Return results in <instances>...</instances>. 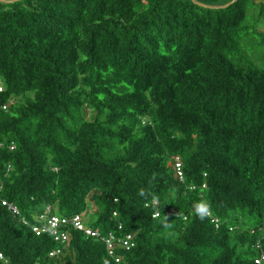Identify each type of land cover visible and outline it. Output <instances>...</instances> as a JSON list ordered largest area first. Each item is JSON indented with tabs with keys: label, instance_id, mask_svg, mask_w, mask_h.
I'll use <instances>...</instances> for the list:
<instances>
[{
	"label": "trees",
	"instance_id": "trees-1",
	"mask_svg": "<svg viewBox=\"0 0 264 264\" xmlns=\"http://www.w3.org/2000/svg\"><path fill=\"white\" fill-rule=\"evenodd\" d=\"M198 1L208 6L0 2L3 198L31 221L50 205L86 213L102 235L134 233L132 248L117 249L129 264H255L264 250V31L251 58L237 53L251 37L239 32L250 8L264 27V3ZM199 200L210 205L203 220L193 214ZM70 235L51 256L52 235L0 206V264H116L100 238Z\"/></svg>",
	"mask_w": 264,
	"mask_h": 264
},
{
	"label": "built area",
	"instance_id": "built-area-1",
	"mask_svg": "<svg viewBox=\"0 0 264 264\" xmlns=\"http://www.w3.org/2000/svg\"><path fill=\"white\" fill-rule=\"evenodd\" d=\"M5 89V82L2 74L0 73V92H3ZM12 101L2 105V110H8L9 104ZM3 144L0 142V146ZM10 149L15 147L14 143L10 146ZM8 164V169L10 168ZM173 167L175 169V174L179 177L180 180H183L184 172L182 169V161L179 156L173 158ZM205 186V185H204ZM194 189V186L191 187ZM2 185H0V206L5 207L11 214L19 218L20 222L30 228L37 235L42 233H48L52 235L54 240L58 243V247L50 252L51 256H56L62 250V246H65L70 241V229H76L85 232L89 236L100 238L106 245L108 254L114 259L116 264H129L124 260L122 254L117 252V249L124 248L129 250L135 244V234L126 233L124 235H116L113 232H108L105 235H102L98 229L92 228L89 226L86 216V213L75 214L72 216L63 215L58 212H53L52 207L47 205L43 211L34 213L32 218L33 221L29 220L26 216L22 215L20 208L5 199L1 195ZM154 204H157V201H154ZM158 213L154 214L157 216ZM5 259L3 253L0 251V260ZM255 264H264V250H260L258 256L254 260Z\"/></svg>",
	"mask_w": 264,
	"mask_h": 264
},
{
	"label": "rangeland",
	"instance_id": "rangeland-1",
	"mask_svg": "<svg viewBox=\"0 0 264 264\" xmlns=\"http://www.w3.org/2000/svg\"><path fill=\"white\" fill-rule=\"evenodd\" d=\"M258 2H263L264 0H257ZM256 9L255 8H250L248 12V17L245 20V22L242 24L240 28V35L243 36L244 34H247L248 36H251L250 38H247V40L242 39L241 42L239 43V49H238V55H244L245 57L251 58V55L253 53V50L256 49H262L261 46L256 45L255 39L257 37V33L260 30L264 31V27H262V23L258 21L256 18ZM247 36V37H248ZM246 39V38H245Z\"/></svg>",
	"mask_w": 264,
	"mask_h": 264
},
{
	"label": "clouds",
	"instance_id": "clouds-1",
	"mask_svg": "<svg viewBox=\"0 0 264 264\" xmlns=\"http://www.w3.org/2000/svg\"><path fill=\"white\" fill-rule=\"evenodd\" d=\"M193 214L200 220L205 219L210 214V205L206 200H199L193 204ZM167 218V217H166ZM165 228L169 227V224H164Z\"/></svg>",
	"mask_w": 264,
	"mask_h": 264
},
{
	"label": "water",
	"instance_id": "water-1",
	"mask_svg": "<svg viewBox=\"0 0 264 264\" xmlns=\"http://www.w3.org/2000/svg\"><path fill=\"white\" fill-rule=\"evenodd\" d=\"M14 1H17V0H0V2H4V3H10V2H14ZM192 1H194L195 3H197L200 6H208V5L202 3V2H200L198 0H192ZM235 1H237V0H231L229 3H227V4L223 5V6L231 4V3L235 2Z\"/></svg>",
	"mask_w": 264,
	"mask_h": 264
}]
</instances>
